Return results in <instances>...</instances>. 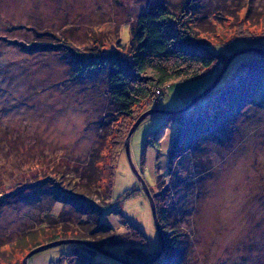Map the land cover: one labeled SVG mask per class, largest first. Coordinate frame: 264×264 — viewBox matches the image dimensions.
<instances>
[{
	"label": "rangeland",
	"instance_id": "1",
	"mask_svg": "<svg viewBox=\"0 0 264 264\" xmlns=\"http://www.w3.org/2000/svg\"><path fill=\"white\" fill-rule=\"evenodd\" d=\"M182 1L0 0V264H24L32 248L24 238L31 231L55 221L79 226L82 215L60 217L62 204H53L54 196L66 194L71 179L81 180L91 153L101 146L102 129L115 132L123 124L107 115V76L95 71L75 77L77 64L49 46L68 43L84 55L95 47L128 46L131 26L140 15L158 4L176 9ZM204 1L195 33L204 46L222 54V62L199 78L167 86L138 109V117L152 114L131 136L130 158L125 147L117 152L111 209L102 222L113 228L118 244L105 249L123 255L131 248L132 260L161 250L152 206L137 172L153 199L171 192L186 234L182 264H264V105L246 107L222 138L201 139L173 164L174 125L160 149L156 140L147 145L167 120L164 111H187L223 72L221 86L242 61L251 55L264 57L255 51L241 53L264 51V41L255 42L264 39V0ZM247 7L253 20L245 16ZM110 143L100 169L110 163ZM93 197L98 204L101 197ZM118 210L145 233L147 245L129 243L132 235ZM77 247L69 243L40 251L28 264H84L62 259ZM94 259L124 264L99 252ZM166 262L159 258L153 264Z\"/></svg>",
	"mask_w": 264,
	"mask_h": 264
},
{
	"label": "trees",
	"instance_id": "2",
	"mask_svg": "<svg viewBox=\"0 0 264 264\" xmlns=\"http://www.w3.org/2000/svg\"><path fill=\"white\" fill-rule=\"evenodd\" d=\"M204 0H183L176 9L158 4L139 18L131 26V43L128 46L119 45L118 49L101 50L95 47L91 54H82L71 44L49 46L61 51L68 59L77 64L75 77H87L89 73L101 71L108 78L110 96L107 115L111 119L121 120L122 126L113 132L111 127L102 129L101 146L91 153L88 164L81 174V180H70V186L62 196H54L53 204L61 203L59 214L63 219H74V213H80L83 219L78 227L69 222H50L47 228L29 232L24 238L25 245L32 246L31 251L52 242L75 239L101 247L118 244L113 228L102 222L111 209L110 196L115 173V158L119 149L125 147L126 139L134 123L137 121L138 109L146 104L158 90L175 83L187 82L199 78L209 72L217 63L222 62V54L203 45L195 27L199 25L200 12ZM250 6V5H249ZM252 8L247 7L245 16L250 19ZM253 20V19H250ZM199 27V26H198ZM241 38L248 42L243 31ZM264 39H255L256 43ZM45 47V46H44ZM261 75V76H258ZM260 98V102L257 98ZM264 105V57L251 55L242 61L234 76L225 84L218 85L208 96L198 100L184 112H176L167 120L154 138L150 136L147 145L156 140L157 148H161L170 125L176 132L170 154V163L176 157L191 149L192 144L201 139L218 140L222 132H226L235 119L251 104ZM113 121V120H112ZM111 130V131H109ZM210 137H207L208 135ZM222 138V137H221ZM111 140L109 147L110 163H105L100 169L106 151V142ZM147 152V151H146ZM105 157V156H104ZM146 159V157L144 158ZM107 161V157L106 160ZM103 175L97 176V171ZM107 176H106V175ZM103 182V185H102ZM94 186V187H93ZM155 194L157 216L161 228L170 232L164 235V252L160 259L167 264H182L185 232L177 221V211L171 200V192ZM100 196V202L95 203L94 195ZM160 196V197H159ZM83 201L81 200L82 198ZM92 198L91 200L89 198ZM89 199V200H88ZM68 207V208H66ZM116 209V208H115ZM122 222L130 229L132 246H145L148 238L134 223L122 215ZM76 250L63 255L62 259L70 262L78 259L84 264H104L94 259L97 251L78 244ZM131 248L123 255L117 256L134 263H145L154 258L156 253H143L138 260L129 257Z\"/></svg>",
	"mask_w": 264,
	"mask_h": 264
},
{
	"label": "water",
	"instance_id": "3",
	"mask_svg": "<svg viewBox=\"0 0 264 264\" xmlns=\"http://www.w3.org/2000/svg\"><path fill=\"white\" fill-rule=\"evenodd\" d=\"M253 51L257 52L258 54H260L261 56H264V51L262 49H256V48H252V49H248V50H243L241 53H254ZM225 71V70H224ZM224 72L219 76V78L216 80V82L206 91L204 92L203 94H201L200 96H198L189 106L186 107V110L189 109L190 107H192L198 100L200 99H203L205 98L206 96H208L220 83V80L223 76ZM175 112H178V111H169V112H163L164 114H168V115H171ZM152 114V112H148V113H145L143 114L142 116L139 117V119L136 121V123L134 124L133 128L131 129V131L129 132V135L126 139V142H125V148H126V151H127V154L130 158V138L131 136L133 135V133L135 132V130L139 127V125L146 119L148 118L150 115ZM137 176L142 184V187L143 189L145 190L147 196L149 197V200H150V203H151V206H152V213H153V218L155 220V223H156V226H157V230H158V233H159V236H160V240H161V250L159 252V254L153 258L152 260H149L145 263H134V262H131V261H128V260H124L123 258L117 256L116 254L112 253V252H109L107 251L106 249H103L101 247H97V246H93L89 243H86V242H82V241H78V240H60V241H56V242H52V243H49V244H46V245H43V246H40L34 250H32L26 257V259L24 260V264H28V260L31 256H33L34 254L40 252V251H44L46 249H49V248H52V247H55V246H58V245H63V244H69V243H74V244H81V245H84V246H88L92 249H94L95 251L101 253V254H104L108 257H111L113 259H116L124 264H153L154 262H156L162 255H163V252H164V239H163V234H162V231H161V228H160V225H159V220H158V216H157V210H156V206H155V203H154V199L153 197L151 196V193H150V190L148 189L145 181L143 180V178L140 176L139 173H137Z\"/></svg>",
	"mask_w": 264,
	"mask_h": 264
},
{
	"label": "built area",
	"instance_id": "4",
	"mask_svg": "<svg viewBox=\"0 0 264 264\" xmlns=\"http://www.w3.org/2000/svg\"><path fill=\"white\" fill-rule=\"evenodd\" d=\"M164 90V89H163ZM163 90H158L157 94L161 95L163 93Z\"/></svg>",
	"mask_w": 264,
	"mask_h": 264
}]
</instances>
